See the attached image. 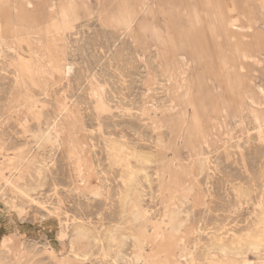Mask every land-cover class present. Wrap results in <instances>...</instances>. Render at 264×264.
<instances>
[{"label": "rangeland", "instance_id": "374dc122", "mask_svg": "<svg viewBox=\"0 0 264 264\" xmlns=\"http://www.w3.org/2000/svg\"><path fill=\"white\" fill-rule=\"evenodd\" d=\"M26 1L71 26L2 22L0 264H264V0Z\"/></svg>", "mask_w": 264, "mask_h": 264}, {"label": "crops", "instance_id": "0c3cea01", "mask_svg": "<svg viewBox=\"0 0 264 264\" xmlns=\"http://www.w3.org/2000/svg\"><path fill=\"white\" fill-rule=\"evenodd\" d=\"M6 3L9 4L7 7L12 10V16L3 19L5 21L18 23L16 21L20 18L24 23H38L41 21H45L47 23L53 19L51 8H47L46 6L44 9L30 10V3L26 0H16L15 6H13L9 0H7ZM13 9L16 10V13H14ZM2 16L1 11L0 18H2Z\"/></svg>", "mask_w": 264, "mask_h": 264}, {"label": "bare ground", "instance_id": "6f19581e", "mask_svg": "<svg viewBox=\"0 0 264 264\" xmlns=\"http://www.w3.org/2000/svg\"><path fill=\"white\" fill-rule=\"evenodd\" d=\"M53 2V0H52ZM68 2V1H67ZM69 3V2H68ZM67 7V6H66ZM70 9V8H69ZM2 11V10H1ZM51 11L53 13V19L47 23H50L53 27H55L57 30L59 31H64L66 29H68L71 26V21H70V14L69 11L67 9H63L62 7H59L58 10L55 12L54 11V6L52 5ZM56 14V17H55ZM2 19V20H1ZM2 22H5L7 24H9L10 30L11 32L15 33L17 31L16 26L23 24L24 22H22V20L19 18L15 23V22H8L3 20V18H0V33L3 29V24ZM133 22V21H132ZM125 24V23H124ZM133 25V24H132ZM186 42V41H185ZM253 50V49H252ZM46 52V51H45ZM70 67H67V71H69ZM188 97V96H187ZM192 104V103H191ZM195 112V111H194ZM192 120H194L192 118ZM18 191V190H17ZM64 232V231H63ZM160 235V234H159ZM6 239V238H5ZM3 242V240H2Z\"/></svg>", "mask_w": 264, "mask_h": 264}]
</instances>
